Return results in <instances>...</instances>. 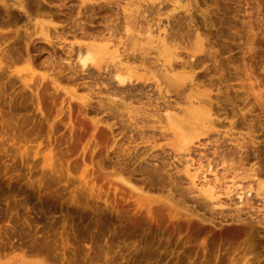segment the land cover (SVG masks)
Listing matches in <instances>:
<instances>
[{
    "label": "rangeland",
    "instance_id": "374dc122",
    "mask_svg": "<svg viewBox=\"0 0 264 264\" xmlns=\"http://www.w3.org/2000/svg\"><path fill=\"white\" fill-rule=\"evenodd\" d=\"M95 1L25 0L26 12L12 7L7 15L0 5V236L8 235L11 225L9 236L16 230L17 233L11 239L5 238L15 242L14 246L23 241V247L31 249L30 245L37 244L35 239L45 240L44 254L50 264H264V194L249 185L250 181L255 184V178L247 172L254 164L257 175H264V107L247 92L246 76L252 72L251 78L264 81V39L258 43L260 49H255L257 55L252 62L248 57L243 60L246 43L252 38L249 34L257 33L255 42L262 36L259 33L264 28V0H190V11L182 13L177 9L179 12L173 14L179 15L168 22L165 16L154 17V9L148 8L143 16L138 12L140 22L149 14L145 23L141 22L142 27L154 17L149 21L153 22L152 28L162 29L165 25V33L177 35L180 47L192 42L196 30L221 53L213 63L216 66L206 60L194 70L192 87L187 80L185 90L168 92L160 66L173 51L156 49L154 43L146 61L152 65L146 63L149 69L144 71L138 68L136 75L141 78L128 84V89L115 86L102 69L81 71L73 64V56V62L68 60L67 51H76L75 42L92 41L80 33H107L104 27L110 21L118 24L112 41L122 45L120 51L148 46L143 40L147 35L137 33L141 27L138 21L130 40L131 33L126 34L123 28L127 26L124 18L133 7L143 5L139 7L143 10L145 5L155 6L159 0ZM172 6L171 1L160 4L162 11ZM33 21L49 23L50 35L57 36L54 44L41 41L38 33L26 38L24 29L30 33ZM77 21L87 30L79 32ZM73 24L78 31H71ZM107 46L102 47L101 57L102 63L108 61L110 69L117 59L111 53L114 47ZM176 52L180 58L174 67L178 68L188 59V50L178 48ZM214 69L218 71L211 72ZM107 93L109 98L114 95L117 99L119 112L107 106L117 116L110 115L102 105L116 103L111 101L114 97H106ZM202 94L210 96L212 117L217 119L210 128L192 132L187 129L193 121L180 108H188V95L195 100ZM165 101L173 107L175 133L168 128L167 120L158 122L154 114L166 107ZM45 145L53 149L52 162L57 172L42 164L39 152L34 153ZM183 146L192 149L189 157L193 162L197 163L198 157L202 166V161H209L213 171L207 172L213 184L211 199L198 194L187 181L183 172L185 157L183 162L180 160L187 152L181 150ZM58 155L60 160L56 161ZM57 163L62 166L57 167ZM204 166L203 169L207 167ZM116 172L157 200L149 204L145 200L139 206L134 192L114 179ZM81 175L92 186V192L79 180ZM237 216L252 226L241 228ZM25 225L31 227L27 229ZM33 232L37 234L33 236ZM0 238L2 252L6 239Z\"/></svg>",
    "mask_w": 264,
    "mask_h": 264
},
{
    "label": "bare ground",
    "instance_id": "6f19581e",
    "mask_svg": "<svg viewBox=\"0 0 264 264\" xmlns=\"http://www.w3.org/2000/svg\"><path fill=\"white\" fill-rule=\"evenodd\" d=\"M166 1H171L172 3H173V6L171 7V9L170 10H164V11H162V7H160V4L162 5L163 4V2H166ZM95 2H97V0L95 1ZM94 2V3H95ZM181 2H184L183 4L181 3ZM177 3H180V4H182V5H178ZM177 4V5H176ZM0 5H1V7H2V9H3V11L5 12V15H7L6 13H11L10 12V9L12 8V7H14V8H18V9H20V10H23L24 12H26V8H25V0H11V2L9 3L7 0H0ZM27 5V4H26ZM99 5V4H98ZM151 5H153V6H151ZM156 5H158V6H156ZM190 0H159L158 2H157V4H155V6H154V3H151L150 4V7H148V5L146 6L145 5V7H143L144 9L143 10H139V7H142V6H140V5H138V6H136V7H133V9H131L130 11H129V9L127 10V11H129V14L124 18L125 20V24H127V26H124L123 28H125L124 29V31L126 32V34H130L131 33V30L132 31H136L137 29V33L138 32H144L145 34H144V36L143 37H145L146 35H147V38L145 37V38H143V40L145 39V41L148 43V44H146V42L144 43V41H143V43L144 44H146V45H148V46H143V44L141 45V46H139V47H136V48H134V47H132L131 49H129L128 50V48L126 47V48H124V50H122V51H120V47L122 46V45H120V46H118V42H115V41H112V38H113V35H112V33H117V31H118V24H114V22H112V21H110V23L109 24H106L105 25V27H104V29L105 30H107V33H104V34H102L101 32H100V34L98 33V34H96V35H93V33L92 32H89V33H92V34H86L87 32L85 31V30H87V28L85 29V30H83L84 28H85V26H83L82 24H80V22H79V24H78V21H77V23H75L76 24V27H77V24H78V29H79V32L81 31H85V32H83V33H80V36H81V34L84 36L85 35V37L84 38H86V36H87V39H88V37H90V41L91 42H89V41H85V42H87V43H85V42H83V43H81V42H79V41H77V42H75V43H77V47L75 46V44L73 43L72 45L73 46H75L76 47V51H73L74 53L72 54V52H71V49H69L70 51H67L68 53V60H69V58H71V56H73L74 57V62H73V57L71 58L72 59V62H73V64L75 63L76 64V66L79 68L78 70H81V71H90V69L91 68H94V69H97L99 72L101 71V69H102V71H103V73L104 74H106V75H108V76H110V79L112 78V80H114V82H115V86H120L121 88L122 87H124L125 86V89H128V88H126V87H128L127 85L128 84H132L133 85V83L134 82H136L137 81V79H139V78H141V76H139V75H136V70L138 69V68H140L141 67V70H143V69H145L146 70V68H147V66H146V63H148L149 61H148V58H147V55L149 54V52H150V50L151 49H153V47H152V45L151 44H155V45H153V46H155L156 47V49H158V47H159V50H172L173 51V53H172V55L169 57V58H167V59H165V60H163V62H162V64H161V66L160 67H162V70H161V73H162V76L165 78V80H166V82H167V89L165 90V92H168L170 89L171 90H176V91H183V90H185V88H186V86L189 84L190 85V87H192L193 86V84H194V75H195V72H194V70L197 68V67H200V66H203L204 64H205V61L207 60V62L208 61H210V63H211V65H212V67H214V66H216L215 64H213V63H215L216 62V59H217V57L219 56V54L221 55V53L220 52H218V49H216V46L213 44V43H211V42H209V41H205L203 38H201V36H200V34L196 31V30H194V33H195V35H194V37H193V40H192V42H190V43H187L186 45H184V46H182V47H180L181 46V44L179 43V42H177V39H176V36L175 35H171V33L169 34H167V33H165L166 32V29H165V25H162V29H160L161 27L159 26L156 30H154L152 27H153V22L151 23V24H149L150 22H151V20L153 21V18L155 17V16H160V17H156V19L158 18H160V19H162V16H165L166 17V21L168 22V21H170L171 19L173 20V19H175L176 18V16L177 15H179V11L177 10V9H181V11H182V13H183V11L184 12H189L190 11ZM28 6V5H27ZM153 7V8H152ZM157 7V8H156ZM148 8H151V9H154V17H151L152 19H147L148 21H146V22H148L147 23V25L146 24H143V27H142V24H141V22H144V20H146V18L149 16V14H147L148 16H146L145 17V19H143V21H142V19H141V22L140 21H138V20H140V19H137L138 17H140L141 18V16H143L142 15V12H147V10H148ZM150 10V9H149ZM178 11L177 12V14H173V12L174 11ZM134 11V12H133ZM136 11V12H135ZM151 11V10H150ZM140 13L141 14V16L139 15L138 16V14L137 13ZM238 12H240V10H238ZM136 14V18L134 17V15ZM150 13V12H149ZM181 13V12H180ZM30 14V13H29ZM28 14V15H29ZM153 14V13H152ZM152 14H150V16L152 15ZM146 15V14H145ZM250 15V14H249ZM249 15H248V17H249ZM30 16V15H29ZM125 16V15H124ZM138 16V17H137ZM153 16V15H152ZM189 16H190V14H189ZM144 18V17H143ZM137 19V20H136ZM157 19V20H158ZM78 20V19H77ZM108 20H110V19H108ZM141 24V27H139V28H137L136 30H135V26L138 24V22ZM150 21V22H149ZM161 21V20H160ZM30 22V21H29ZM75 22V21H74ZM70 23H72V22H70ZM105 23H106V21H105ZM145 23V22H144ZM75 24H73L74 25V28L71 30V31H73L74 29H77L76 27H75ZM72 25V26H73ZM130 26V27H129ZM134 28H132V27ZM146 26V27H145ZM49 27H50V25H49V23H41V24H39V23H37V21H33V29L31 30V32L29 33L28 31H27V28H25L24 30H25V36H26V38H29V37H32L33 35H35V34H37L38 33V35L40 36V40L41 41H45V42H48V43H55V42H53V39L55 38V39H57V36H51L50 35V32H49ZM56 27H54V29H55ZM132 28V29H131ZM70 29H71V26H70ZM153 29V30H152ZM68 30H69V28H68ZM251 29H249V33L251 32L250 31ZM70 31V30H69ZM75 31H78V30H74V32ZM253 31V30H252ZM17 32V31H16ZM76 33H78V32H76ZM75 33V34H76ZM147 33V34H146ZM154 33H155V35H154ZM126 34H125V36H126ZM128 34V35H129ZM143 34V33H142ZM259 34H261L262 36L260 37V38H258L259 40H257L256 42H255V38L254 37H256V35H257V33H254L253 32V34L251 33V34H249V37L251 38V41L249 40V41H247V43H246V46H245V51H244V53H243V60H245L247 57L250 59V62H252V58H254V56L255 55H257V51H255V49L257 48V49H260L259 48V42L260 41H262L263 39H264V28H263V30L261 31V33H259ZM15 35H17V34H15ZM108 35V36H107ZM131 36H130V38L129 37H127V39L129 38L130 40H132V33L130 34ZM252 35V36H251ZM75 36V35H74ZM82 36V37H83ZM138 36V35H137ZM115 37V36H114ZM257 37H259V36H257ZM134 38V37H133ZM167 38H169V44L168 45H166L167 44ZM178 38V37H177ZM39 39V38H38ZM54 39V40H55ZM257 39V38H256ZM1 40V39H0ZM65 40V39H64ZM89 40V39H88ZM139 40V39H138ZM138 40H136L135 39V41H137L138 42ZM95 42H100V44H97V43H95ZM101 42L103 43L104 42V45H102L101 44ZM158 43H161V45L162 46H160V45H157ZM261 43V42H260ZM121 44V43H120ZM138 44V43H137ZM42 45V44H41ZM107 45H109V46H113L114 47V50H112L111 51V53H113L114 54V56H113V58H116L117 60H113L115 63L113 64V63H111V64H113V66L109 69L108 68V66L109 65H107V63H108V61L106 60V62H103L102 63V57H101V53H102V51H103V49H102V47L104 46L106 49H107ZM136 45V44H135ZM124 47V46H123ZM178 48H181V49H184V50H188V53H187V60L186 61H184V62H181V63H179V67L178 68H176V67H174L175 66V62H176V60L178 59V58H180V55L176 52V50L178 49ZM73 49V48H72ZM75 49V48H74ZM73 49V50H74ZM256 49V50H257ZM220 51H222V50H220ZM176 52V53H175ZM8 54H9V52H8ZM200 54H204V56H199ZM5 56V55H4ZM6 57V56H5ZM62 58V57H61ZM112 57L110 58V60L111 59H113ZM65 59V58H64ZM191 59H194L193 61L191 60ZM67 60V59H66ZM109 60V59H108ZM131 60V61H130ZM146 61H148V62H146ZM71 62V61H70ZM69 62V63H70ZM71 62V63H72ZM130 62V63H129ZM135 62H138V63H140V64H135ZM129 63V64H128ZM135 64V65H130V64ZM144 63H145V65H144ZM177 63V62H176ZM67 64V63H66ZM110 64V63H109ZM110 64V65H111ZM150 63H148V65H149ZM150 65H152V62H151V64ZM67 66H68V64H67ZM66 66V67H67ZM74 66V65H73ZM69 67H71V66H69ZM208 66L206 65L205 66V68L208 70L209 68H207ZM211 67V68H212ZM218 67V66H217ZM210 68V69H211ZM67 69H69V68H67ZM147 69H149V66H148V68ZM213 69V68H212ZM71 70V69H70ZM72 70H75V68L73 69L72 68ZM140 70V69H139ZM75 71H77V70H75ZM75 71H73L74 73H75ZM91 71H93V70H91ZM144 71V70H143ZM163 71V72H162ZM211 71V70H210ZM214 71H218V70H212L211 72H214ZM79 72V71H78ZM160 72V71H159ZM252 74V72H249L248 74H246V76H247V80H248V86H247V92L248 93H250V94H252L253 95V97L255 98V101L254 102H257V104L260 106V107H264V81H260L259 79H257V77L256 76H254L253 78H251V75ZM93 76V75H92ZM264 77V76H263ZM52 79V78H51ZM100 79V78H99ZM105 79H106V77H105ZM53 80H55V78L53 79ZM187 80H188V84L186 83L187 82ZM55 82V81H54ZM103 82V81H102ZM106 82V81H105ZM108 82V81H107ZM50 83H52V84H54L55 85V83H53V82H51V80H50ZM90 83V82H89ZM112 83H113V81H112ZM111 83V84H112ZM57 84V83H56ZM135 84V83H134ZM89 85V84H88ZM108 85H110V83L108 84ZM114 85V84H113ZM136 85H138V84H136ZM91 86V85H90ZM114 86V87H115ZM131 86V85H130ZM135 86V85H134ZM133 86V87H134ZM55 87V86H54ZM58 87V86H57ZM137 87V86H136ZM139 87H141V85H139ZM138 87V88H139ZM172 87V88H171ZM111 88V87H110ZM109 88V89H110ZM116 88V87H115ZM115 88H113V89H115ZM117 89V88H116ZM124 89V88H123ZM145 89V88H144ZM143 89V90H144ZM118 90L120 91V88L119 89H117L116 91L118 92ZM133 90H135V87L133 88ZM139 90H140V88H139ZM142 90V89H141ZM162 90V89H161ZM115 91V90H114ZM129 91V90H128ZM108 92H110L109 90H108ZM112 92V91H111ZM110 92V93H111ZM131 92V91H130ZM144 92H146L145 90H144ZM144 92H143V94H144ZM152 93L151 94H153V91H151ZM162 92H163V90H162ZM119 93V92H118ZM120 93H122V90L120 91ZM125 93V95H126V93L127 92H124ZM134 93V92H133ZM139 93V92H138ZM137 93V94H138ZM140 93H142V92H140ZM147 93H148V91H147ZM146 93V94H147ZM108 94V93H107ZM106 94V95H107ZM115 94V93H114ZM128 94V93H127ZM130 94V93H129ZM132 94V93H131ZM131 94H130V96H131ZM136 94V93H135ZM73 95V94H72ZM86 94H84V96H85ZM116 95V94H115ZM140 95H142V94H140ZM147 95H149V94H147ZM146 95V96H147ZM161 95V94H160ZM159 95V96H160ZM76 96V95H75ZM88 96V95H87ZM117 96V95H116ZM132 96H134V95H132ZM138 96H139V94H138ZM138 96H136V97H138ZM151 96V95H150ZM153 96V95H152ZM152 96H151V98H152ZM159 96L158 97H156V98H158L159 99ZM162 96H164V95H162ZM78 97V96H77ZM86 97V96H85ZM107 98H109V94H108V96H106ZM111 97H114V95H112V96H110V98H109V100H111ZM118 98H122V96H117ZM126 97V96H125ZM166 97V96H165ZM80 98H82V97H80ZM84 98V97H83ZM107 98H105V100L107 99ZM115 98V97H114ZM114 98H112L113 100H111L112 102L113 101H116L117 99L115 98V100H114ZM130 98H132V97H130ZM129 98V99H130ZM166 98H168V97H166ZM85 99H87V98H85ZM85 99H82V100H85ZM150 99V98H149ZM160 99H162V98H160ZM120 100H122V102H123V99H120ZM125 100H127V99H125ZM157 100V99H156ZM87 101V100H86ZM111 101H109V103H111ZM152 101H153V99H152ZM151 101V105H153L152 102ZM159 101V100H158ZM193 101L195 102V104H192L193 103ZM147 102V101H146ZM148 102H149V100H148ZM166 103H167V105H165L166 107L165 108H162V110L160 111V109L159 110H156L157 112L156 113H154L155 115H156V118H157V121L159 120V119H165V120H167V122L169 123V126H168V128L169 129H173V131H174V133H175V131H176V128H175V126H174V122L176 121V119L174 118V115H173V113H171V109L170 108H173L172 107V104H171V102H169V101H165ZM185 102H187V105H188V108L186 109V108H184V107H181L180 109H181V111H180V109H178L179 110V112H181V113H183V112H185L186 113V115H188L189 116V118L193 121V126L189 129V127H188V129L187 130H189V131H201V130H204V129H208V128H210L212 125H213V122L215 121V120H213L214 118H216V117H212L213 116V108H212V101H211V98H210V96L208 95V94H202L200 97H198V98H196L195 100H192V97H190V95H188L187 96V98L185 99ZM184 102V103H185ZM85 103V102H84ZM83 103V104H84ZM87 103V102H86ZM86 103L84 104L85 106H88V105H86ZM121 103V102H120ZM165 103V104H166ZM176 104H178V101L177 102H175ZM102 104V103H101ZM108 104V102L106 103V104H102L104 107H105V105H106V107H105V110H107L108 108H110L111 106L116 110V111H118V108H116L117 107V105L119 106V104H117V101H116V105L114 104V105H107ZM121 104H124V102L123 103H121ZM162 104V101H161V103H160V105ZM180 104V103H179ZM178 104V105H179ZM129 105V104H128ZM149 105V104H148ZM107 106H108V108H107ZM164 106V105H163ZM89 107V106H88ZM110 108L112 111H114V112H116L115 110H113V108ZM126 107V106H125ZM85 108H87V107H85ZM107 108V109H106ZM245 107L243 106V107H241V108H239L238 110L239 111H241L242 112V110L244 109ZM158 109V108H157ZM168 109H170V111L168 110ZM154 110V111H155ZM249 110V108H247V110L246 111H248ZM112 111H110L109 109H108V112H110V113H112ZM164 112V114L162 115V113H160V112ZM119 112V111H118ZM184 113V114H185ZM109 114V113H108ZM118 114V113H117ZM117 114H110V115H115V116H117ZM120 115V114H119ZM236 115V112L235 111H232V116H235ZM112 117V116H111ZM225 117H227V115H225ZM243 117V116H242ZM131 118H132V116H131ZM152 118H154V116L152 115ZM133 119V118H132ZM217 119V118H216ZM243 119H244V117H243ZM127 120V119H126ZM134 120V119H133ZM138 120V119H137ZM150 120V119H149ZM175 120V121H174ZM129 121V120H128ZM154 121V120H153ZM150 122V121H149ZM148 122V123H149ZM158 122H160V120L158 121ZM3 123V122H2ZM131 123V122H130ZM129 123V124H130ZM151 123H153L152 122V120H151ZM183 123V122H182ZM181 123V124H182ZM231 124H232V122H230ZM3 124H5V121H4V123ZM9 124V123H8ZM178 124V123H177ZM10 125H12L11 124V122H10ZM133 125H136V124H133ZM179 125V124H178ZM184 125V124H183ZM183 125H181L182 127H184ZM180 126V125H179ZM11 127V126H10ZM9 127V128H10ZM134 127H136V126H134ZM143 127V126H142ZM151 127V126H150ZM144 128V127H143ZM184 128H187L186 127V125H185V127ZM182 129V128H181ZM246 135H247V137L249 136V138H251V136L249 135V133H246ZM183 141H187V139L186 138H183ZM246 143L247 142H250L249 140H247V141H245ZM197 145V144H196ZM46 146V145H45ZM190 146V145H189ZM189 146H183V149L181 148V150H185V154L183 155H181V161H182V158L183 157H185V159H184V162H183V172L185 173V176L187 177V181L189 182V184H191L190 186H192L191 188L193 189V188H195V189H197V191L199 192L198 194H203L205 197H207V199H211L212 198V189H213V184H212V182L210 181V179L208 180L207 179V175L208 174H210V173H207V172H213L211 169H210V165H209V161L207 162V164L206 163H203V161H202V164H203V166H204V168L205 169H203V166L201 165V163L200 162H198L199 161V157H198V159H196V160H198L197 161V163H196V161L195 162H193V160H192V158L191 157H189V152H190V150H192ZM201 146V145H200ZM202 146H204V145H202ZM240 146H242V144H240ZM239 146V147H240ZM53 147V146H52ZM198 147V146H197ZM199 149V148H198ZM203 149V148H202ZM53 149L51 148V146H46V147H44L42 150H38V151H35L34 150V153L36 154V153H40V156H41V162H42V164L43 165H45L46 167H48L50 170H53L54 172H57V170L56 169H54V162H52V160H53V158H54V153H53V155H52V153H51V151H52ZM199 150H201V149H199ZM200 151H198V153H199ZM56 153V152H55ZM181 153V152H180ZM184 153V152H183ZM191 153V152H190ZM238 153V152H237ZM240 153V152H239ZM57 154V153H56ZM179 154V153H178ZM147 155V154H146ZM191 155V154H190ZM242 154H240V156H241ZM183 156V157H182ZM192 156V155H191ZM58 158H55L56 159V161H57V159H59L60 157H59V155L57 156ZM194 158V157H193ZM201 159H202V156H201ZM60 160V159H59ZM58 160V161H59ZM59 163H57V165H58ZM62 163H60L59 165L60 166H62L61 165ZM59 165L57 166V167H59ZM180 165V164H179ZM253 165L254 164H252V165H250L248 168H247V172H248V175L253 179V178H255V179H253L254 181L252 182V183H255V184H251V181L249 182V185L250 186H252V185H255L256 186V188H255V190H256V192L259 194V193H263L264 194V175H263V177L261 178V176L259 177L258 175H257V172L255 171V169L253 168ZM182 165H180V167H181ZM60 169V168H59ZM179 169H182V168H179ZM61 170H63V169H61ZM61 172V171H60ZM63 172H64V170H63ZM183 173V174H184ZM216 173H217V171H216ZM216 173H214V180L216 181L217 180V174ZM63 174V173H62ZM212 175V174H211ZM210 175V176H211ZM185 177V178H186ZM212 178V177H211ZM114 179L117 181V182H119V183H121L123 186H126V188H128L129 189V191L130 192H134V194L136 195V202L139 204V206H142V204H143V202L146 200L147 201V203L146 204H149L150 202H152V201H156L157 200V198H153V197H149L148 196V193H149V191H143L142 189H140V188H137L133 183H132V181H131V179H128V178H125L123 175H122V173L121 172H116V174L114 175ZM80 181H82L83 182V184L84 185H86V190L87 191H89V193L90 192H92V190H93V188H92V186L91 185H89V184H87L86 183V181H85V179H84V177H83V175H81V177H80V179H79ZM213 183H214V181H213ZM151 185L150 184H148V188L149 189H151L152 188V186L150 187ZM82 189H84V188H82ZM194 190V189H193ZM193 192V191H192ZM150 194V193H149ZM161 195V194H160ZM73 200V199H72ZM171 202V201H170ZM7 204H8V202H6ZM24 203V202H23ZM213 204V203H212ZM23 205V204H22ZM12 210H13V208H12ZM112 210V209H111ZM189 217H192V215H190ZM15 218H17V217H15ZM26 218V217H25ZM27 219V218H26ZM25 219V220H26ZM1 220H3V219H1ZM28 221V220H27ZM236 221H237V223H240L239 225H240V227L242 228L243 226L242 225H244V226H252V223H250V222H248V221H243V220H241V219H239V217L237 216V218H236ZM26 223V222H25ZM24 223V224H25ZM29 223V222H28ZM27 223V224H28ZM31 223V222H30ZM11 226V225H10ZM9 226V228H10V230L8 231V233L6 232V234H8V235H3L4 236V238H3V236L1 235L0 237H2L3 238V240L4 239H6V238H8V239H11V235H13L17 230H16V228H13V229H15V230H12V231H15L13 234H11L10 236H9V234L11 233L10 231H11V227ZM14 226V225H13ZM26 226V228L27 229H29L28 227H27V225H25ZM8 228V227H7ZM4 231H6L5 230V228H4ZM29 231V230H28ZM28 231H26V233L28 232ZM10 232V233H9ZM17 233V232H16ZM34 234H33V236L34 235H36L37 233H35V232H33ZM1 234V233H0ZM2 234H4V233H2ZM20 234V233H19ZM29 234V233H28ZM30 235H32V234H30ZM5 236H6V238H5ZM8 236V237H7ZM13 237H15V235L13 236ZM32 237V236H31ZM1 239V238H0ZM8 239H6V241H5V245L3 246V251L2 252H0V264H50V262H49V260L47 259V255L45 256V254H46V252L44 251V241L45 240H42L41 241V239H35V241H36V246H34V244H33V247H32V245H30L31 246V249H26V247H29L27 244V246L25 247H23V241L22 242H20L21 244H18V245H21V246H14V245H16V243L14 242L13 244L11 243V241H9L11 244L10 245H8ZM2 240V239H1ZM12 241H13V239H12ZM2 242V244L4 243L3 241H1ZM6 242H8L7 244H6ZM24 243H26V242H24ZM25 245V244H24ZM45 245L47 246V242L45 243ZM30 248V247H29ZM1 249V250H2ZM44 252H45V254H44ZM245 264V263H244Z\"/></svg>",
    "mask_w": 264,
    "mask_h": 264
}]
</instances>
